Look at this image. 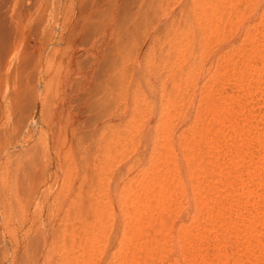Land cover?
<instances>
[{"label": "rangeland", "instance_id": "obj_1", "mask_svg": "<svg viewBox=\"0 0 264 264\" xmlns=\"http://www.w3.org/2000/svg\"><path fill=\"white\" fill-rule=\"evenodd\" d=\"M0 264H264V0H0Z\"/></svg>", "mask_w": 264, "mask_h": 264}]
</instances>
